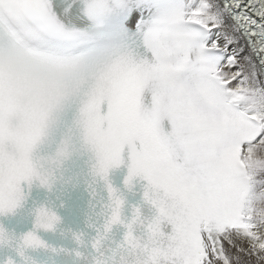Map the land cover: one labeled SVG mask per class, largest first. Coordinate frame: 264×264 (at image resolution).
<instances>
[{
	"label": "snow or ice",
	"instance_id": "6c2138e0",
	"mask_svg": "<svg viewBox=\"0 0 264 264\" xmlns=\"http://www.w3.org/2000/svg\"><path fill=\"white\" fill-rule=\"evenodd\" d=\"M61 256L264 264V0H0V264Z\"/></svg>",
	"mask_w": 264,
	"mask_h": 264
}]
</instances>
